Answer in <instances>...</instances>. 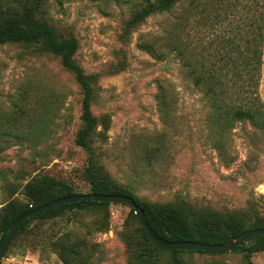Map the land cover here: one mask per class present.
<instances>
[{
	"label": "rangeland",
	"instance_id": "374dc122",
	"mask_svg": "<svg viewBox=\"0 0 264 264\" xmlns=\"http://www.w3.org/2000/svg\"><path fill=\"white\" fill-rule=\"evenodd\" d=\"M35 1L0 0V12L21 17ZM148 1L41 0L35 9L59 38L78 42L74 60L89 77L99 123L89 139L97 164L141 202H183L197 212L235 214L248 222L264 218V128L237 122L218 147L202 94L169 46L162 47L165 18L130 26ZM250 4L236 0L228 9H213L190 38L217 44ZM144 42L160 46L163 56L149 53ZM259 95L264 103V55ZM82 100L73 74L42 45H0V219L11 201L28 203L25 187L39 175L70 185L76 194L90 192L88 153L75 144ZM135 216L124 204H110L33 219L0 264H138ZM151 248L155 264L173 262L170 253ZM176 257L183 264H246L240 250ZM251 262L264 264V251L252 254Z\"/></svg>",
	"mask_w": 264,
	"mask_h": 264
},
{
	"label": "trees",
	"instance_id": "16d2710c",
	"mask_svg": "<svg viewBox=\"0 0 264 264\" xmlns=\"http://www.w3.org/2000/svg\"><path fill=\"white\" fill-rule=\"evenodd\" d=\"M40 1L36 0L31 9H25L21 17L0 12V45H42L59 57L62 67L73 74L83 93L81 126L77 131L75 144L88 153L85 175L90 185L89 193L132 197L144 210L146 221L155 234L168 242L223 244L230 237L245 231L263 229L264 218L248 222L235 214L216 216L214 213L197 212L183 202L170 207L141 202L133 196L132 190L126 191L111 179L109 173L97 164L94 149L89 144V139L99 123L91 110L93 89L89 77L74 60L78 42L73 37L59 38L52 26L36 18L35 9H39ZM235 2L236 0H149L130 21V26H135L152 16L160 15L165 18L162 47L169 46L179 60L185 78L202 94L208 109L206 123L209 135L216 140L219 148H223L222 139L228 133L227 130L237 122L248 121L255 127L264 128V103L259 95L264 55V0H250L249 11L241 19L234 20L232 29L217 44L213 41L206 46L203 38H190V30H194L202 20L208 18L213 9H228ZM143 47L151 54L158 53V56H163L160 46L158 49L156 45L144 42ZM109 123V117L105 116L104 131L108 130ZM24 195L28 203L13 200L1 211L3 216L0 219V248L11 226L21 215L76 193L68 184L39 175L27 183ZM110 204L112 203L82 201L53 208L24 221L13 239L33 219L52 218L69 208H105ZM139 228L141 239L135 256L138 264H155L157 259L151 247L156 251L170 253L173 258L171 264H183L176 257L178 254L227 253L166 249L156 244L140 223ZM236 250L244 253L246 264H252V254L264 251V235L247 239L233 251Z\"/></svg>",
	"mask_w": 264,
	"mask_h": 264
},
{
	"label": "water",
	"instance_id": "95a60500",
	"mask_svg": "<svg viewBox=\"0 0 264 264\" xmlns=\"http://www.w3.org/2000/svg\"><path fill=\"white\" fill-rule=\"evenodd\" d=\"M82 201L109 202L112 204H124L132 207L134 209L135 215L139 223L144 228V230L149 234L151 239L156 244L166 249H174L179 251L195 250V251H210V252H229L239 247L243 242H245L247 239L251 237H254L256 235H264V228H263V229L245 231L244 233L238 236L230 237L223 244H204L198 242H183V241L168 242L164 239H161L155 234V232L152 230V228L149 226V224L146 221V215L144 210L136 203V201L132 197L111 195V194L86 193V194H76V195H71L56 199L50 203L44 204L30 212L21 215L11 226L4 243L0 248V261L4 257L5 252L7 251L12 239L14 238L19 227L24 223V221L35 215L51 210L53 208L66 204L82 202Z\"/></svg>",
	"mask_w": 264,
	"mask_h": 264
}]
</instances>
